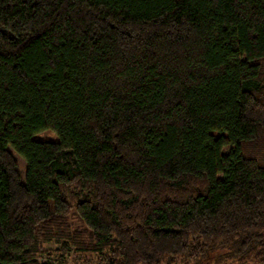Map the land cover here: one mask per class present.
<instances>
[{
	"label": "trees",
	"instance_id": "obj_1",
	"mask_svg": "<svg viewBox=\"0 0 264 264\" xmlns=\"http://www.w3.org/2000/svg\"><path fill=\"white\" fill-rule=\"evenodd\" d=\"M50 243L264 264V0H0V264Z\"/></svg>",
	"mask_w": 264,
	"mask_h": 264
},
{
	"label": "rangeland",
	"instance_id": "obj_2",
	"mask_svg": "<svg viewBox=\"0 0 264 264\" xmlns=\"http://www.w3.org/2000/svg\"><path fill=\"white\" fill-rule=\"evenodd\" d=\"M214 135L217 137L222 136V135L225 136L224 133H219V132H214ZM35 139L40 140V141H51V142L58 141L57 135L50 130H46L42 133H39L38 135L35 136ZM228 150L229 149H226L224 151V154H226L228 152ZM14 155L17 159L19 170L24 175L25 170H26V162L19 155H17V154H14ZM73 222H74V224H76L75 221H73ZM224 253H226V252H224ZM223 254L222 253L216 254L218 257H216L215 259L222 258ZM38 260L41 263H48V264H98L99 257H98V255H92V256H88L87 258H84V259L77 258L74 249H71L69 254L65 255L62 252L60 245L50 243V244H44L43 253L38 257ZM213 262L211 264H214ZM225 263L226 264H234L231 262L228 263L227 261Z\"/></svg>",
	"mask_w": 264,
	"mask_h": 264
}]
</instances>
